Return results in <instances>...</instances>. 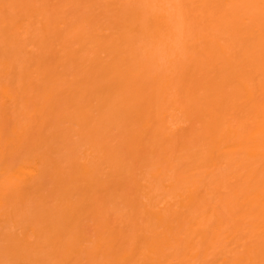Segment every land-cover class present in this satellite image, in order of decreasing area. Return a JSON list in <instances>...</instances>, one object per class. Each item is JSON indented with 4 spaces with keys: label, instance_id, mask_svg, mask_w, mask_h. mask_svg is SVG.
<instances>
[{
    "label": "bare ground",
    "instance_id": "6f19581e",
    "mask_svg": "<svg viewBox=\"0 0 264 264\" xmlns=\"http://www.w3.org/2000/svg\"><path fill=\"white\" fill-rule=\"evenodd\" d=\"M0 264H264V0H0Z\"/></svg>",
    "mask_w": 264,
    "mask_h": 264
}]
</instances>
